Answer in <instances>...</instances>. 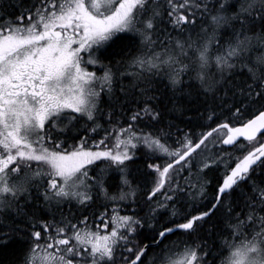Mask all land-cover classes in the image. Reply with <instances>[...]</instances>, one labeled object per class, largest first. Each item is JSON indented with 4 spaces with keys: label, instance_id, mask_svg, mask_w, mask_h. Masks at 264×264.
<instances>
[{
    "label": "snow or ice",
    "instance_id": "6c2138e0",
    "mask_svg": "<svg viewBox=\"0 0 264 264\" xmlns=\"http://www.w3.org/2000/svg\"><path fill=\"white\" fill-rule=\"evenodd\" d=\"M0 215L22 264H264V0H0Z\"/></svg>",
    "mask_w": 264,
    "mask_h": 264
},
{
    "label": "trees",
    "instance_id": "16d2710c",
    "mask_svg": "<svg viewBox=\"0 0 264 264\" xmlns=\"http://www.w3.org/2000/svg\"><path fill=\"white\" fill-rule=\"evenodd\" d=\"M124 43H128L125 41ZM138 46V42L135 46H131L128 49H125V51H132L133 54L135 53V47ZM121 47H123L122 44H118L111 49V51L115 53H119ZM260 53H253V56L259 55ZM114 59L118 60L120 59V55H115ZM107 63V61H105ZM185 80H187V77H184ZM122 83L124 85H127L129 83L128 80H123ZM158 87L162 88V85H158ZM179 95V94H178ZM107 99V97H105ZM210 103V102H209ZM181 105L183 108L182 112H169L165 115L164 118V124L160 125V127H167L169 123L174 124L176 127L171 128V132L173 133L172 139H176L177 136H182L184 132H192V133H200L206 129L202 128L201 126L206 123H212L211 121L207 120L208 113L205 111V108L208 107V105L205 103V99L203 96H198L195 91H192L191 95L183 96L181 99ZM168 108H172V104H168ZM212 126L214 127L215 124L212 123ZM140 127H143L141 125ZM177 129H180L181 131H177ZM153 129H145V131H152ZM102 135V133H101ZM69 143H72L69 141ZM223 147V146H222ZM226 149V148H225ZM217 149H213V152ZM229 151L235 152L234 149H227ZM137 166L142 167V157L140 156L139 151H137V159L136 163L130 165L131 168H136ZM208 173L207 178L212 181V184L214 185L216 182V178L219 177L218 171L213 168L212 170H206ZM208 197L211 198L213 195V188L210 186L207 190ZM137 200L143 199V194L138 193ZM184 204H187L185 201L183 204L178 203L176 205V210L183 213L184 211ZM135 205H132L131 208H134ZM131 208L127 207L126 211L124 209L120 210L122 215L124 214H131ZM69 207L64 206V212L65 215L68 214ZM72 211L75 212V208H72ZM171 210H169L170 212ZM78 214V213H77ZM18 218L11 216V215H0V232H8L10 239L8 240L7 246H0V264H22V259L24 252L27 249V240L24 236L23 232H13L11 231L10 226L14 224V222ZM164 220L168 219V214H165L163 217ZM179 219V218H177ZM215 219V218H214ZM207 227V226H206ZM193 241L195 240V236L189 237L187 235L182 234L181 232H177L175 234L169 235V237L164 241L165 245H169L173 242L178 241ZM160 252V249H154L149 251L148 256L151 255L153 257L155 254H158ZM159 260H157L156 264H158Z\"/></svg>",
    "mask_w": 264,
    "mask_h": 264
},
{
    "label": "rangeland",
    "instance_id": "374dc122",
    "mask_svg": "<svg viewBox=\"0 0 264 264\" xmlns=\"http://www.w3.org/2000/svg\"><path fill=\"white\" fill-rule=\"evenodd\" d=\"M90 70H95V69H91L90 68ZM98 75H99V72H98ZM208 148H209V154H211L212 152H213V148H212V145L211 144H209V146H208ZM218 173H219V175H220V172L218 171ZM186 203H187V201H185ZM65 207L67 208V207H71L70 205H65ZM126 208L127 207H122L120 210H122V209H124L125 211H126ZM111 210V206L109 207V211ZM122 214V213H121ZM235 243H239V241L237 240V241H234ZM225 255H227V253H225ZM152 258L153 257H151V255L150 256H148V261H147V264H151V260H152ZM159 262V261H158ZM159 264V263H158Z\"/></svg>",
    "mask_w": 264,
    "mask_h": 264
},
{
    "label": "water",
    "instance_id": "95a60500",
    "mask_svg": "<svg viewBox=\"0 0 264 264\" xmlns=\"http://www.w3.org/2000/svg\"><path fill=\"white\" fill-rule=\"evenodd\" d=\"M224 148H226V149H231L229 146H223Z\"/></svg>",
    "mask_w": 264,
    "mask_h": 264
}]
</instances>
